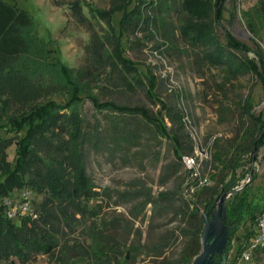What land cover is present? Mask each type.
Returning <instances> with one entry per match:
<instances>
[{"label":"trees","instance_id":"obj_1","mask_svg":"<svg viewBox=\"0 0 264 264\" xmlns=\"http://www.w3.org/2000/svg\"><path fill=\"white\" fill-rule=\"evenodd\" d=\"M224 1L113 0L112 7L120 8L117 11L92 9L94 17L96 14L109 16L101 32L83 13L80 3L73 1L72 16L89 31L84 61L77 69L59 60L50 61L51 65L61 67L70 87L66 92L51 94L38 105L34 99L40 92L33 97H29L33 93L17 97L23 82L27 80V88L28 82L36 77L34 72L28 71L27 63L32 67L30 52L34 49L24 48L29 43L40 42L49 59L50 50L38 39L27 11L0 0V105L4 109L7 107V111L14 108L10 114L4 110L2 126L11 136L0 138V197H15V191L29 190L37 213L34 219L23 217L18 225L16 220L6 217L0 205V261L15 256L19 262L28 263L37 255H47L61 264H136L145 256L150 257L149 264H191L201 251L203 214L209 211L221 190L234 192V200L228 204L223 219L228 241L225 254L232 248L230 241L239 227L249 220L254 225L243 235L236 255L245 249L255 233L256 219L262 209L251 205L245 186L240 190L235 186L244 154L251 155L264 143L258 135L260 128L254 126L260 117L247 115L254 125L249 124L242 136L246 144L240 145V139L231 145V151L217 149L211 151L210 156L203 149L204 155L197 156L178 103L179 90L175 88L168 100H162L155 91L156 83L167 85L168 80L160 77L156 82L151 78L149 87L141 83L139 68L131 65L124 53V41L133 43L129 35L141 25L145 36L152 41L148 47L151 52L157 51L167 57L172 50L186 53L196 50L195 59L200 64L221 68L230 77L252 72L264 89L262 48L258 45L256 49L249 48L226 28L225 42L216 34L215 26L223 19ZM116 12L121 13L118 31L113 24ZM242 16L249 31L264 44V0H256ZM237 52H245V55L241 57ZM248 52L255 54L259 66L254 58L248 57ZM21 64L25 70L19 72L16 67ZM128 67L133 69L134 76H128ZM137 87L144 88L147 97L159 104L157 113L149 112L144 105L100 96L134 92ZM39 88L34 90L37 92ZM56 96L63 100L57 101ZM85 97L90 99L95 110L106 114L107 134L101 133L95 124L88 128L84 117L70 110L74 101H83ZM26 102H31L27 111L22 108ZM164 117L170 122L169 127ZM154 127L160 137L150 132ZM145 131L149 136H145ZM108 137L110 143L120 148H142L138 151H145L146 158L154 163L158 162L159 150H151L149 156L148 143L160 147L161 140L166 139L171 144L173 159L162 165L158 181L160 185L172 181V187L155 194L144 180L135 178L122 190L106 187L97 190L98 186L87 172L85 145L99 149ZM12 143L15 144L13 163L7 159L6 151ZM194 155L199 163L198 177L186 183L191 170L186 168L182 158ZM208 167L211 171L207 173ZM204 178L207 183L200 185L199 181ZM190 183L195 186L194 190L190 189ZM104 200L107 203H103ZM111 203L126 206L129 217L102 216L103 207H110ZM198 206L203 207V213ZM169 217L175 225L159 231L149 241L143 242L141 229L134 227L136 221L142 224L147 221L149 227H153ZM76 230H80L77 237L71 236ZM178 240L182 247L173 258L166 252ZM256 250L264 252L263 247Z\"/></svg>","mask_w":264,"mask_h":264},{"label":"rangeland","instance_id":"obj_2","mask_svg":"<svg viewBox=\"0 0 264 264\" xmlns=\"http://www.w3.org/2000/svg\"><path fill=\"white\" fill-rule=\"evenodd\" d=\"M4 1L27 11L33 21L38 39L50 50L49 59L40 42L29 43L24 48L28 49L29 47V49H34V51L30 52V55H32L30 60L32 67L29 65V62L27 63L29 66L28 71L34 72L36 77L28 82L27 88L25 87L27 80L23 82V87L18 91L19 95L17 97L20 98L21 95L24 96L28 93H33V95L29 96L33 97L40 92L34 99L37 102L35 104L38 105L51 94L66 92L68 90L67 78L62 72L61 67L55 64L51 65L50 61L59 60L67 67L73 69H77L84 61V46L89 40V31L86 25L77 23L72 16L73 10L71 5L73 1L80 3L83 13L99 32L105 27V22H109V16L96 14V17H94L91 14L93 12L92 9H102L109 12L113 9L114 11L120 9L119 6L112 7L113 0ZM255 2L256 0L224 1L223 19L219 25L215 26L216 34L222 42H225L223 33L224 28H226L231 31L236 39L246 43L249 48L256 49L258 45L264 53L262 40L249 31L242 16V12L251 7ZM74 10L76 11V9ZM120 14L116 12L113 15V24L116 31L119 28ZM140 26L138 25L134 33L129 35L133 43L131 41H124V44L126 43L125 56L130 59L131 65H137L139 68L138 75L141 79L139 81L146 86L149 87L151 81L149 79L151 78L156 82L160 81V77H165L168 80L167 85L160 84V82L156 83L155 91H157L158 96L162 100H168L175 88L179 90L181 99L178 103L183 110V120L186 130L191 135L196 147L194 151L195 155L203 156L204 154L201 151L204 150L210 156V152L217 149L220 151H231V145L242 139L245 129L248 128L249 124L251 127H253L252 124L254 125L253 120L252 122L248 120L247 115L249 114L255 118L260 117V120H257L254 126H257L258 129L260 128L258 135L264 139V89L261 81L254 73L245 72L236 77H230L221 68L200 64L195 59V56H197L196 50H189L187 53L172 50L169 51L167 57L157 51L151 52L148 47L152 45V41L148 40L145 36L146 32ZM123 39H125V36ZM137 42H140L142 45ZM237 54L243 57L245 52H237ZM247 55L249 58H254L256 64L259 66L258 58L253 52H248ZM24 60L21 59L20 61ZM16 69L20 72L24 71L25 67L21 64ZM133 72V69L129 68L126 73L128 76H134ZM39 81L41 82V87ZM38 88L39 90L36 92L35 90ZM94 91L98 92V89H94ZM100 96L102 99H113L117 102H126L132 105H144L151 113H157L160 109L159 104L151 101L147 97L145 89L141 87H137L134 92H113L108 96ZM55 99L57 101L63 100L61 96H56ZM30 104L31 102H26L22 108L27 111ZM70 107V110L78 112L84 117L88 128L91 127V124H95L101 133H108L109 121L105 116L106 114L95 110L89 98L85 97L83 101L81 100L77 103L74 101ZM4 110L7 111V107L4 109L0 105V138L11 136V134H7L6 128L2 126L5 123ZM13 110L14 108H10L7 111L8 114L13 112ZM164 121L168 127L171 125L166 117H164ZM150 132H154L155 135L160 137L156 127L150 129ZM144 134L146 137L149 136L146 134V131ZM109 138L105 140V143L100 145L99 149H95L89 144L85 145L87 172L98 186L97 190L105 187L113 191L122 190L126 188L128 181L135 178L144 180L155 194L160 190L172 187V181H169L166 185H160L158 181L162 165L173 159L171 144L166 139L163 138L161 140L162 144L160 147H154V145L148 143L149 156L151 150H159L158 162L154 163L149 157L146 158L144 155L145 151H138L142 148H120L110 143ZM238 143L241 145L247 142L242 139ZM6 151L7 159L13 163L15 159V144H10ZM243 162L242 168L237 170L239 178L235 188L236 190H240L245 186L251 205L262 209L264 208V143L260 144L251 155L250 153L244 154ZM208 168L209 171H205L207 173L211 171V168ZM193 179V177L190 178L186 183L193 181ZM190 184L193 186V183ZM233 193L227 194L224 197L221 219L219 222L214 223L208 231L207 244L210 249L217 250L210 253L208 264H264V252L262 251L254 250L250 253V257L245 259L243 256L244 248H242L239 254L236 255V249L239 243L243 241V235L254 225L249 220L239 227L236 235L231 239L230 244L232 248L229 249L227 254H225L227 243H225L224 249L222 248L224 234L223 219L226 217L228 204L234 200ZM37 198L40 199V196L38 195ZM214 200L209 211L203 214L206 218L208 217L209 221L216 216L219 207ZM105 201L103 203H107ZM110 205V207H103L102 216L106 218L111 216L129 217L126 206H115L112 203ZM198 207L203 213V207ZM21 222L22 220H19L16 223L19 225ZM160 223L149 227L147 221L143 224L136 221L134 227L141 229V240L145 242L149 241L159 231L171 229L175 225L171 217L164 223L162 221ZM79 231L76 230L71 236L77 237L76 235L79 234ZM181 247L182 242L178 240L170 247L166 254L172 255L175 258ZM221 248L222 250L219 252L218 249ZM150 260V257L142 256L136 264H149ZM0 264H61V262L47 255H37L28 263H21L15 256H10V258H4L0 261Z\"/></svg>","mask_w":264,"mask_h":264},{"label":"built area","instance_id":"obj_3","mask_svg":"<svg viewBox=\"0 0 264 264\" xmlns=\"http://www.w3.org/2000/svg\"><path fill=\"white\" fill-rule=\"evenodd\" d=\"M201 153V152H200ZM204 154V153H203ZM202 156V155H201ZM186 168L191 170L190 178L198 177V165L195 156H184L182 158ZM193 179V180H194ZM200 185L207 183L206 178L199 181ZM191 190H194V185L190 186ZM17 195L10 197L8 195L0 197V205L3 206V213L10 220H22L23 217H29L31 219L36 218L37 213L34 209L33 199L29 190L15 191ZM264 248V208L259 212L256 224L255 233L248 241L243 256L245 259L250 257V253L257 248Z\"/></svg>","mask_w":264,"mask_h":264},{"label":"water","instance_id":"obj_4","mask_svg":"<svg viewBox=\"0 0 264 264\" xmlns=\"http://www.w3.org/2000/svg\"><path fill=\"white\" fill-rule=\"evenodd\" d=\"M230 193H232V192L224 193L223 190H221L218 193L214 202L217 203L219 207H218V211L216 213V216L211 221H209L208 217L206 218V216L204 215L205 222H204V226H203V230H202V235L200 238L201 251L194 257L192 264H208V259L210 258V253H212L214 250H216V249H210L208 244H207L208 231L210 230L211 226L214 223H217L220 221L221 215H222L224 197ZM226 236H227L226 235V228L224 226V234H223V240H222V243H223L222 248L223 249L225 247V243L227 240ZM222 248L218 249V251L221 252Z\"/></svg>","mask_w":264,"mask_h":264}]
</instances>
